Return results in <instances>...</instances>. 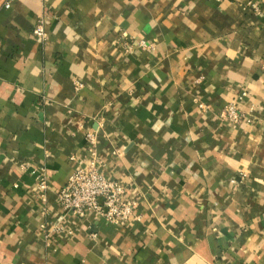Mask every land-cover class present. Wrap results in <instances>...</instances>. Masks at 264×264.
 <instances>
[{
	"label": "crops",
	"instance_id": "0c3cea01",
	"mask_svg": "<svg viewBox=\"0 0 264 264\" xmlns=\"http://www.w3.org/2000/svg\"><path fill=\"white\" fill-rule=\"evenodd\" d=\"M7 1L0 264H264V0ZM91 161L126 225L62 210Z\"/></svg>",
	"mask_w": 264,
	"mask_h": 264
},
{
	"label": "built area",
	"instance_id": "2783aa9c",
	"mask_svg": "<svg viewBox=\"0 0 264 264\" xmlns=\"http://www.w3.org/2000/svg\"><path fill=\"white\" fill-rule=\"evenodd\" d=\"M14 0H8L5 7L10 8ZM35 33L46 39L45 23L40 20L35 27ZM247 93L239 95L236 101L226 105L221 112L223 120L238 124L243 120L239 103ZM203 106V105H202ZM94 135L88 139L94 143ZM40 189L45 193L47 182L41 179ZM60 205L64 212L72 213L80 218H87L91 213H97L109 223L124 226L135 215V203L127 198L126 188L119 180L104 176L96 161L78 168L68 179L58 193Z\"/></svg>",
	"mask_w": 264,
	"mask_h": 264
}]
</instances>
